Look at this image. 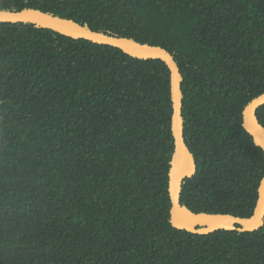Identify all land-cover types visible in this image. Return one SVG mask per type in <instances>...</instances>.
Here are the masks:
<instances>
[{"label": "trees", "instance_id": "16d2710c", "mask_svg": "<svg viewBox=\"0 0 264 264\" xmlns=\"http://www.w3.org/2000/svg\"><path fill=\"white\" fill-rule=\"evenodd\" d=\"M24 8L169 52L195 163L180 204L252 215L264 154L242 111L264 93V0H0ZM171 117L162 61L0 22V264H264V225H171Z\"/></svg>", "mask_w": 264, "mask_h": 264}, {"label": "water", "instance_id": "95a60500", "mask_svg": "<svg viewBox=\"0 0 264 264\" xmlns=\"http://www.w3.org/2000/svg\"><path fill=\"white\" fill-rule=\"evenodd\" d=\"M0 22L31 23L53 30L72 39H85L97 44L120 49L125 54L139 59H158L170 72L172 101L171 131L174 149L170 160L168 192L171 202L170 223L179 230L194 234H209L215 230L255 231L264 225V176L258 185V197L251 216L237 217L229 214L194 213L180 204L181 184L195 173L194 158L183 138L181 117L180 73L173 57L164 48L141 44L125 37L92 31L71 19L60 18L38 9L24 8L20 11L0 9ZM264 105V93L252 99L242 111V127L250 135L255 146L264 154V128L256 111Z\"/></svg>", "mask_w": 264, "mask_h": 264}]
</instances>
